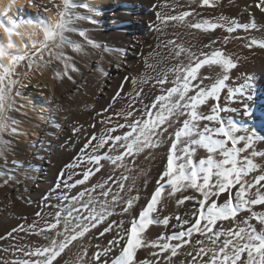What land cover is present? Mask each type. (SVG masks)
<instances>
[{
	"label": "bare ground",
	"instance_id": "bare-ground-1",
	"mask_svg": "<svg viewBox=\"0 0 264 264\" xmlns=\"http://www.w3.org/2000/svg\"><path fill=\"white\" fill-rule=\"evenodd\" d=\"M74 2L78 5L86 4L87 7H78L76 12L81 16H90L95 21L90 23L88 20H81L75 27L84 30L101 47L93 48L77 33H68L70 39L83 44V51L79 53L73 52L71 48L65 50L72 57L71 63L78 69L75 72L70 71L72 80L64 78L57 81L52 78L54 69L62 68V65L55 62L47 67L33 66L31 70L21 65V73L14 77L21 81L14 89L20 95L15 97L16 102L9 115L11 121H15L12 127L18 131L15 135H3L7 146L4 148L5 158H0V171L5 173V176L0 177V184H3L4 179H11L0 187V237H3L0 239V264L42 260L43 257L28 256L25 253L49 247L53 239L58 242L62 240L63 236H58L57 233H64L65 222L69 228L76 224L90 226L95 223L90 217L99 219L101 215L105 217L103 221L90 228L83 238L73 241L53 264H103L104 261L112 264L119 257L127 242L126 236L114 246L108 242L124 236V230L130 226V221L139 216L151 199L157 186L156 181L167 162L170 142L165 136V143L160 147L145 148L144 151L126 156L123 161L115 164L110 159H102L99 171H96L99 165L90 162L89 157L107 154L114 159L123 152L124 149L119 145L125 144L124 140L114 142L108 138L123 137L131 131L129 126L134 121L143 122L148 118V111L155 115L157 109L151 108L152 103L156 97L166 95L167 89L176 86V77L180 73L174 69L187 65L191 57L202 59L201 53L210 55L214 50L220 49L237 64L229 73V80L225 82L227 87L220 94V106L238 111L222 112L221 116L225 120L231 117L240 125L248 122V118L242 115V102L253 107H264V47L259 44L251 48L247 46L252 40L264 43V13L254 7L245 11V7L253 4L255 0H233L232 4L228 0H220L216 7L201 6L199 0ZM44 3L52 7L48 0H44ZM53 3L60 4L61 0H53ZM7 5L8 0H0V15L5 14ZM185 11L193 14L184 22L163 19L165 16H176ZM158 14L160 19H157ZM6 15L8 18L23 17L25 20L31 16L35 20L36 9L33 7L27 12H18L16 6L12 5ZM46 15L52 20L57 18L55 9ZM221 15L229 20L234 18L238 25L249 27H238L232 33L226 31L228 25L208 32L189 27L191 23L204 20L224 23L219 20ZM253 23L255 27L251 26ZM19 30L26 33L31 32L32 28L22 24ZM225 37H228L227 43H224ZM34 38L41 40L42 32L37 30ZM15 39L21 45V50L34 51L31 46L23 49L20 37ZM24 40H28L27 35ZM169 41H175V44H169ZM105 47L109 51H105ZM181 47L185 51L176 56L175 53ZM221 71L219 66L203 67L200 75L212 77L211 80H205V86L213 83ZM249 75L254 78V99L248 101L239 94L233 100L227 99L228 89L239 88L245 84ZM164 79L166 83L161 85L158 81ZM213 103L215 101L210 100L198 110L202 114H210ZM129 112L131 115H128ZM205 123L208 122L201 121V126ZM253 126L257 128L259 135H264V127L254 121L249 122V128ZM174 129L175 125L169 128V133ZM239 134L244 133L241 131ZM93 137L96 139H92ZM101 139L108 140V143L98 147ZM90 140L91 144L85 148ZM153 142H156L155 137ZM254 147L256 151L264 152V141L255 142ZM206 155L203 149H198L193 159L198 162ZM255 162H264V157H257ZM89 170L92 174L88 180L77 184ZM260 172H254L246 179L251 180ZM101 184L104 185L103 188L97 187ZM121 184L123 188L120 187ZM104 192L108 195H103ZM261 192L264 193V189ZM80 193L84 195L81 196ZM235 193L236 189H233V196ZM254 193L255 189L249 193V198H255ZM190 195L198 194L189 189L177 193L171 199H165L164 207L153 214V219H162L164 216L172 219L167 226L159 223L150 225L144 233L145 239L156 241L162 234L170 236L180 231L176 216L194 222L191 217L194 202L186 201L182 206L176 205V200L181 196ZM133 197L139 199L124 213L122 210L126 201ZM227 198V194L215 197L218 204H223ZM251 207L253 212L264 214V205ZM57 212L60 213V224L56 229L49 230L48 225L57 220ZM69 212L71 216L68 215ZM37 213L40 215L37 216ZM246 220L257 232L264 230V225L252 219L251 212L246 210L239 212L235 221L218 222L216 230L247 227L244 223ZM121 221L124 222L123 227H117ZM109 225H113L112 230L101 236L100 233ZM188 226L184 225L185 228ZM13 229L16 231L13 232ZM193 239L201 237L197 235ZM223 239L222 236L221 240ZM105 249L110 251L103 254ZM154 251L159 250H137L135 264L154 260L150 255ZM188 251L195 255L193 248L185 247L167 264H188L191 260L186 255ZM97 252L102 253L99 262L94 260ZM208 258L206 256L204 260ZM161 264H165L162 259Z\"/></svg>",
	"mask_w": 264,
	"mask_h": 264
},
{
	"label": "snow or ice",
	"instance_id": "snow-or-ice-1",
	"mask_svg": "<svg viewBox=\"0 0 264 264\" xmlns=\"http://www.w3.org/2000/svg\"><path fill=\"white\" fill-rule=\"evenodd\" d=\"M199 2L201 6L216 7L220 0H199ZM228 3L232 4L233 0H228ZM48 4L52 7L46 6L44 0H8L5 14L0 15V158H5L4 148L7 146V142L3 141V135L6 133L15 135L18 131L12 127L15 121H11L9 115L15 105V97L20 95L18 90L13 95L16 85L21 83L19 79L14 78L17 67L24 61L28 62L30 70L33 66L37 68L47 67L55 62L62 65V68L54 69L52 78L57 81H62L64 78L72 80L70 71L75 72L78 69L71 63L72 57L65 50L71 48L73 52L79 53L83 51V44L70 39L68 33H77L87 45L93 48L101 47L90 39L84 30L75 27L77 22L81 20L95 23L90 16H81L76 12L78 7H87L86 4L78 5L74 0H61L60 4L48 0ZM12 5L16 6L18 12H27L34 7L36 19L33 20L31 16L27 20L23 17L8 18L6 13ZM252 7L258 9L260 13H264V0H255L253 4L245 7V11ZM53 9L57 14L55 20L46 15ZM192 14V12L185 11L176 16H165L163 19L164 21L184 22ZM160 18L158 14L157 19ZM219 20L224 23L204 20L191 23L189 27L208 32L228 25L226 31L229 33L234 32L238 27H249V25H238L234 18L229 20L223 15L219 17ZM22 24L29 25L32 31L21 32L19 29ZM251 26L255 27V24L253 23ZM37 30L43 34L41 40L34 38L37 36ZM25 35L28 36V40H24ZM16 37H20L23 41V49H28L31 46L34 51L21 50V45L16 42ZM227 42L228 37H225L224 43ZM168 43L175 44V41ZM256 44L264 47V43L256 40H252L247 46L251 48ZM104 50L109 51L106 47ZM183 51L185 50L181 47L175 55L179 56ZM45 53L51 59L45 60ZM201 56L202 59L191 57L187 65L174 69L175 72L180 73L176 77V86L167 89L166 95L156 97L151 105L152 109H157L155 115L148 111L146 112L148 118L143 122L134 121L129 126L131 131L125 133L123 137L108 138L114 142L124 140L125 144L119 145L124 149L123 152L114 159L107 154L89 157L90 162L99 165L96 168V171H99L102 167L100 165L102 159H110L115 164L117 161H123L126 156H133L144 151L145 148L160 147L165 143V136L170 142L167 162L156 181L157 186L151 199L140 211L139 216L130 221V226L124 230L125 235L108 242L109 245L114 246L125 236L127 238L119 257L112 264H135L136 252L141 248L159 250L150 253L155 258L154 260H145L141 264H161V259L167 264L173 257L179 255L181 249L185 247L193 248L195 251V255L192 251L186 253L187 256L191 257L188 264H264V230L257 232L254 227L248 225L247 220L244 221L245 225H248L247 227L229 228L227 231L216 230L218 222L235 221L238 213L244 210L251 212V218L264 225V214L253 212L251 207L264 205V193L261 192V189H264V172L255 175L251 180L246 179L262 167L255 162L254 158L264 157V152L256 151L254 145L257 141H264V135H259L255 126L249 128V122L254 121L260 127H264V107H253L242 102V115L248 118V122L240 125L231 117L225 120L221 116L222 112L238 111L235 108L220 106V94L227 87L225 82L229 80V73L237 67V64L231 56H226L220 49L214 50L210 55L201 53ZM205 66H219L222 70L215 81L207 86L204 84L205 80H211L212 77L200 75V70ZM25 75L27 74L25 73ZM158 82L163 85L166 83V79ZM237 94L248 101L254 99L256 93L254 78L251 75L247 77L245 84L239 88H229L227 99L233 100ZM117 96H119V92ZM210 100L215 101L211 105L210 114H202L198 109L200 106L207 105ZM128 115H131V112ZM201 121L208 123L201 126ZM174 125V131L169 133V128H173ZM120 127H124V125H120ZM73 131H77V129H73ZM241 131L244 134H239ZM153 137L156 138V142H153ZM92 139L96 138L93 137ZM107 143L108 140L101 139L98 147H103ZM90 144L91 140L85 145V148L89 147ZM241 144L242 146H240ZM198 149H203L207 155L197 162L193 157ZM95 150L93 149V151ZM91 174L92 172L89 170L84 174V179L78 180L76 183L83 184ZM3 176L5 173L0 171V177ZM8 179H4L0 187L6 185ZM123 179H127V177H123ZM103 186V184L97 185L101 188ZM120 187L123 188V184ZM189 189L198 195L181 196L180 199L176 200V205L182 206L186 201L194 202L191 212L194 222L176 216L175 219L181 227L180 231L174 232L170 236L162 234L156 241L146 240L144 233L150 225L159 223L167 226L172 219L170 216L153 219V214L158 213L164 207V200L171 199L177 193ZM233 189H236L235 196L232 194ZM253 189H255V198H249V193ZM222 194H227L228 198L223 204H218L215 197ZM80 195L83 196L84 193H80ZM103 195L107 196L108 193L104 192ZM113 199L115 200L116 197ZM137 199L139 197L128 199L122 211L127 213ZM39 215L40 213H37V216ZM68 215L71 216V212ZM59 216L60 213L57 212V220L48 225L49 230L56 229L60 224ZM104 218L103 215L99 219L92 216L90 219L94 220L95 223L90 226L76 224L72 228H69L68 223L65 222L64 233H57L58 236H63L62 240L58 242L53 239L49 247L25 253L28 256L43 257L42 260L12 261L11 264H53V261L73 241L83 238L90 231V228L96 227V224L103 221ZM123 223L121 221L117 227L122 228ZM184 225L189 226L185 228ZM112 227L113 225H109L100 235L103 236L110 232ZM12 231L15 232L16 229ZM8 235L11 236V233ZM197 235L201 239L194 240V236ZM222 236L224 237L223 240H221ZM2 238L0 237V239ZM160 241L164 242L161 243ZM17 251L23 250L17 249ZM108 251L110 249H105L103 254ZM101 255V252L95 253L94 260L99 262ZM206 256L209 258L204 260ZM103 264H108V262L104 261Z\"/></svg>",
	"mask_w": 264,
	"mask_h": 264
},
{
	"label": "rangeland",
	"instance_id": "rangeland-1",
	"mask_svg": "<svg viewBox=\"0 0 264 264\" xmlns=\"http://www.w3.org/2000/svg\"><path fill=\"white\" fill-rule=\"evenodd\" d=\"M96 23H100V22H96ZM45 57H46V60H49V59H51L48 55H47V53H45ZM21 65H24V66H26V68H28V62L27 61H24V62H22L18 67H17V70H16V73H15V75H18V74H20L21 73ZM14 92H15V90H14ZM14 92H13V95H14ZM263 103V102H262ZM252 123V122H251ZM256 158L257 157H255L254 158V160H256ZM256 163H258V164H260L262 167V169H260L259 171H261L260 172V174L262 173V172H264V162H262V163H259V162H256Z\"/></svg>",
	"mask_w": 264,
	"mask_h": 264
}]
</instances>
